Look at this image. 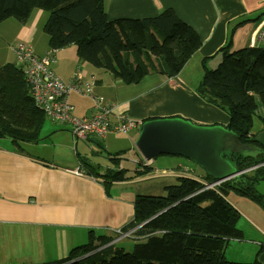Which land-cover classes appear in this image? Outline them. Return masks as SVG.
I'll return each instance as SVG.
<instances>
[{
    "label": "crops",
    "instance_id": "1",
    "mask_svg": "<svg viewBox=\"0 0 264 264\" xmlns=\"http://www.w3.org/2000/svg\"><path fill=\"white\" fill-rule=\"evenodd\" d=\"M103 5L109 21L142 20L156 18L164 12L171 13L190 26L201 45L177 74L169 75L156 69L131 83L125 82L121 77L112 78L110 70L96 67L87 59L81 58L77 47L69 49L72 53L70 63L60 56L61 64L57 65L56 57L53 59L50 69L65 81L74 80L78 74L80 86L87 81L94 82L93 93L98 97L104 96L114 104L111 113L114 123L118 114L124 112L135 119L136 123L128 132L111 131L105 137L91 133L86 140L72 135L70 123L59 124L54 121L48 122L50 126L39 140L0 136V264L55 261L66 256L71 248L85 244L90 231L95 235V231H98V236L109 237L116 234V230L133 224L137 198L154 195L144 194V187L139 183L150 178H164V173L159 172L155 165V156L158 154L178 155L174 167L176 170L168 173L170 176L195 179L205 186L211 181L206 169L197 162L203 156L201 140L186 152L156 153L152 157L150 168L128 165L125 162L128 160L122 158L126 151H131L140 159L144 158V153L136 144L143 121L178 117L200 126L222 125L231 131L228 128L229 113L200 95L198 88L206 67L218 66L225 51L232 53L253 47L249 45V36L262 23L263 0H103ZM43 13L44 10L37 9L34 17L39 19ZM23 27L21 39L31 45L30 42L37 33V22L32 21ZM139 32L144 38V33L141 30ZM3 42L10 50L13 49L14 44L8 39ZM59 50L57 53L60 54ZM123 54L135 70V54L131 51ZM152 58L155 65L161 67L159 57ZM3 65L4 62L0 67ZM70 94L75 107L74 113H88V116L93 113V97L79 91ZM79 96L83 99L81 106L78 104ZM257 100L258 109L252 125L255 142H242L237 134L236 139L228 136V148L221 154L233 168L235 175L232 178L248 170L252 174L256 168L264 165L263 161L240 170L238 159L236 160L237 156L256 157L251 158L255 160L264 156V100ZM156 132L159 135L162 133ZM214 134L213 130L207 129L206 140L209 143L205 144H209L211 147L208 148L212 151L214 144L221 141L220 138H214ZM189 139L195 143L196 135L192 134ZM167 141L166 137L163 142ZM230 142L234 147L232 150ZM180 148L172 147V151L181 150ZM185 159L193 162L204 173L193 168ZM78 169L83 174L73 173ZM114 171H125L122 179L109 175ZM127 172L132 173L130 177ZM262 182L264 179L254 183ZM226 192L224 198L239 216L242 217L240 212L244 214L255 232L250 233L251 237L245 240V234L239 228V217L237 227L241 236L224 240L223 257L232 243L239 242L238 249L246 250L238 256H230L227 261L264 264V214L251 217L250 213L244 212L241 207L239 209L234 201L237 196L249 197L237 194L231 188ZM230 193L234 194V198H228ZM259 198L260 200L250 199L264 208V196L259 194ZM252 209L254 213L257 208ZM132 229L133 232L136 231V228ZM130 237L142 239L137 235ZM244 242L249 246L246 247L248 244H243Z\"/></svg>",
    "mask_w": 264,
    "mask_h": 264
},
{
    "label": "trees",
    "instance_id": "2",
    "mask_svg": "<svg viewBox=\"0 0 264 264\" xmlns=\"http://www.w3.org/2000/svg\"><path fill=\"white\" fill-rule=\"evenodd\" d=\"M37 9L49 12L43 29L49 36L53 59L56 49L75 45L81 58L128 83L156 69L177 74L201 45L190 26L171 13L142 20L109 21L103 0H0V23L13 17L27 24ZM125 51L135 54V70ZM152 56L159 57L161 67L155 65ZM198 92L229 113L228 128L240 141L253 144L257 99L264 100V47L225 51L218 66L206 67ZM49 121L51 118L34 103L22 65L17 61L0 67V136L39 140ZM251 158L256 157L237 156L239 169L264 161V156ZM255 170L221 182L216 189L222 194L195 179L180 177L166 186V195L139 196L135 222L124 227L126 231L136 228V235L142 237L136 239L131 252L117 249L104 256L114 238L95 237L90 231L88 243L72 248L58 260L38 264H242L223 257L224 240L241 236L237 227L240 216L223 195L231 188L237 194L260 200L252 189L254 182L264 179V165ZM124 173L114 171L109 175L122 179ZM208 176L209 183L215 181ZM173 202L177 203L163 210Z\"/></svg>",
    "mask_w": 264,
    "mask_h": 264
},
{
    "label": "rangeland",
    "instance_id": "3",
    "mask_svg": "<svg viewBox=\"0 0 264 264\" xmlns=\"http://www.w3.org/2000/svg\"><path fill=\"white\" fill-rule=\"evenodd\" d=\"M34 15H35V12H33L31 14V16H30V18L28 20V23H27V25H28L32 21L37 22V33L35 34V36L33 37L32 41L30 42L31 45L26 43L25 41H22V39H21L22 31L24 29L23 25H25V23L19 22L18 20H16L13 17H10V18H8V19H6V20H4L3 22L0 23V66H1V64L3 62H4V64H6V63H9V62H17L18 61L17 53H16V46H17L18 43L25 44L26 46L23 47L24 52L26 54H29V55L33 56V57H35L34 54H36L37 56H42L44 53H46L47 51H49L51 49V47L49 46V36L46 34V32L43 29L44 24H45V22H46V20H47V18L49 16V12L44 11L42 17L39 18V19L34 17ZM5 39H8L11 42V44H14V47H13L12 50H10V48L7 47L5 45V43L3 42ZM70 48L71 49L72 48H76V46L72 45L71 47L68 46V47H65V48H61L59 50L61 53L60 54L59 53L55 54V57L57 59V65L61 64V62L59 60L60 56L62 57V59L64 61H67L68 63H70V61L72 59V53L69 50ZM55 51L57 52L58 50L56 49ZM6 52H8V55H7ZM78 59H79V57H78ZM111 75H112V78L116 77L114 74H111ZM70 96H71V94H70ZM78 98H79L78 104L81 106L82 103H83V99L80 96ZM99 101H101L100 105H102V103L103 104L107 103L109 100L106 99L104 96L99 95V100L98 101H92L93 102V106H96V104ZM68 103L73 108L70 111L71 118L69 119L70 120L69 122L72 125L75 123L76 118L83 117V116H88L87 115L88 113L87 114H76V113H74L75 107H74V104L71 102L70 97H69ZM119 114H121V113H119ZM51 121L52 122L53 121L57 122L59 124H66L67 123V122H60V121L52 120V119H51ZM47 126H50V123H48ZM71 130H72V127H71ZM122 130L125 131V132H128L130 130V128L122 129ZM111 131L112 130H107L105 132V134H103V135L106 136ZM70 132L72 133V135H74L73 131H70ZM231 142H232V140H231ZM231 142H230V149L232 150V149H234V147L232 146ZM131 156L137 157L138 161H140V162L146 161V160L147 161L152 160V159H147L145 156H144V158L140 159L138 156H135V154H133L131 151H126L123 154L122 158H124L125 160H128ZM176 156L168 155V154H158V155L155 156V165L157 166V169H158L159 172L164 173V176H162L164 178L163 179L150 178V179H148V180H146V181H144L142 183H139L140 185H143V187H144V189H143L144 194H154L153 196L160 195V194H165V192H166L165 187L168 184H170L171 182H176L177 181V178H174L175 175H173V177H172V176H170L168 174V173H172V171L176 170V168H174V167H175L176 158H178V155H176ZM164 158H166V161H164ZM185 161L188 162L190 165H192L193 168H195V167L198 168L190 160L185 159ZM125 162L128 165L133 166V164H131L129 161H125ZM198 169H199V171L201 173H204V172H202V170L200 168H198ZM248 172H250V170H248ZM73 173H75L77 175L83 174L82 170H80V169L73 171ZM131 174H132L131 172H127L128 177H130ZM207 183H209V182H207ZM221 184L219 183L217 186H213V185H209L208 184L206 186V188H212V186H213L212 189H216V188H219V186ZM226 188H227V185H226ZM217 191H219V190H217ZM252 191L256 192L257 194H262L264 196V182H262L260 184H255V188L252 189ZM189 197H187V198H189ZM187 198H184V199H187ZM228 198H234V194L230 193ZM234 201L236 202L237 207L239 206V209L241 207V209L244 212L250 213L251 217H253V218L255 217V214H257L258 216H261L262 214H264V208L262 206L258 205L257 203H255L256 201L253 202L252 199H250V198H244V197L237 196V197L234 198ZM243 202L244 203L246 202L244 206H242ZM175 203H177V202H173L171 205L165 206V208L163 210L170 209V207H172ZM252 208H257V209H255L254 213H253V209ZM240 214L242 215V217L240 216L239 228L242 230L243 234H245L244 239L246 240V239H249V237H251L250 233L255 232V229H253L252 225L246 220L244 214H242L241 212H240ZM152 217H154V216H152ZM95 232H96V236L95 237H97L99 235V232L98 231H95ZM106 233L107 234H112V232H110V233L106 232ZM115 233L116 234L111 236L114 239L109 243V245H111V246L106 248V255H104V256L111 255L117 249H124V250L130 251V252L133 250V245H134V243L136 241V238L135 237H130V236L136 235V233L133 232L132 228H130L128 231H126L125 229L116 230ZM89 238H90V235L88 236V241L86 243L89 242ZM138 240H141V239H138ZM243 244H248V243L244 242ZM238 246H239V242L238 243H232L230 245L227 253H226V256H224V258L226 260L227 259L229 260L230 256H233V255L234 256L235 255L238 256V255L241 254V252H243V250H246L245 248L244 249H238ZM245 246L248 247L249 244L245 245ZM71 249L69 250V252L71 251ZM85 256H87V255H85ZM80 258L82 259L83 257H80ZM77 260H79V258ZM73 261H76V260H73Z\"/></svg>",
    "mask_w": 264,
    "mask_h": 264
},
{
    "label": "built area",
    "instance_id": "4",
    "mask_svg": "<svg viewBox=\"0 0 264 264\" xmlns=\"http://www.w3.org/2000/svg\"><path fill=\"white\" fill-rule=\"evenodd\" d=\"M261 21L262 23L255 27L249 36L250 46L264 47V14ZM258 41L262 43L259 44L257 43ZM25 46L23 43H18L16 46L18 63L22 65L25 78L30 85L34 103L52 120L70 123V111L73 108L68 103V100L70 93L73 91H79L86 96H91L94 101L99 100V97L92 91L93 81L84 82L80 86L78 74L70 82L62 80L50 69V63L53 61L50 51H47L43 56H36L33 53L35 55L33 57L24 52L23 47ZM100 103L101 101L94 106V113L89 115V117H79L76 118L73 125L70 123L72 125L71 131L74 132L73 136L75 138L86 140L91 133L105 137L103 134L107 130L113 129L112 131L125 132L122 129H128L135 125L136 120L126 113L118 114L117 121L114 123L111 119L114 104L110 101L102 103V105ZM128 161L141 168H150L151 163H153V160L140 162L134 156H131Z\"/></svg>",
    "mask_w": 264,
    "mask_h": 264
},
{
    "label": "water",
    "instance_id": "5",
    "mask_svg": "<svg viewBox=\"0 0 264 264\" xmlns=\"http://www.w3.org/2000/svg\"><path fill=\"white\" fill-rule=\"evenodd\" d=\"M158 125L164 129L161 130V127H158ZM208 128L216 133L214 134V138L221 139L220 142L214 144L213 151L208 148L211 147L209 144L208 146L205 144L209 143L206 140V131ZM156 131L162 132L161 135ZM192 134L196 135L195 143H193L194 140L189 139ZM228 136H233L236 139V133L232 130H227L222 125L200 126L193 124L189 120L178 117L162 118L145 120L136 144L147 159H152L156 153L186 152L191 149L194 144L198 145L201 140L202 146L204 147L203 156L202 159H198L197 162L206 169L208 175L216 178L214 182L209 184L216 185L235 175L231 165H228L229 161L221 156L228 148L226 143ZM166 137L169 140L167 143L163 142ZM157 146L161 147L157 149ZM172 147H181V150L172 151Z\"/></svg>",
    "mask_w": 264,
    "mask_h": 264
}]
</instances>
